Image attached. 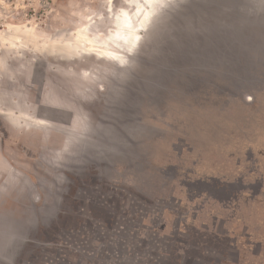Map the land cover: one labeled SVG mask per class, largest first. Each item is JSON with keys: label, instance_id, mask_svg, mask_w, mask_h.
Here are the masks:
<instances>
[{"label": "rangeland", "instance_id": "1", "mask_svg": "<svg viewBox=\"0 0 264 264\" xmlns=\"http://www.w3.org/2000/svg\"><path fill=\"white\" fill-rule=\"evenodd\" d=\"M177 1L0 0V264H264V55L119 109Z\"/></svg>", "mask_w": 264, "mask_h": 264}, {"label": "water", "instance_id": "2", "mask_svg": "<svg viewBox=\"0 0 264 264\" xmlns=\"http://www.w3.org/2000/svg\"><path fill=\"white\" fill-rule=\"evenodd\" d=\"M226 1L231 2L178 0L150 19L121 67L124 82L116 98L122 115L136 116L144 101L158 100L178 83L176 70L182 65H220L239 74L248 68L250 54L264 55V0ZM139 53H148L150 60L141 63Z\"/></svg>", "mask_w": 264, "mask_h": 264}, {"label": "bare ground", "instance_id": "3", "mask_svg": "<svg viewBox=\"0 0 264 264\" xmlns=\"http://www.w3.org/2000/svg\"><path fill=\"white\" fill-rule=\"evenodd\" d=\"M81 30L78 32L79 35H81ZM89 50L90 51H95V52H98V53H101V55H104V56H112L111 54H109V52L107 51L106 48H102V49H97L94 44L92 43L91 40H89ZM115 56V55H114Z\"/></svg>", "mask_w": 264, "mask_h": 264}, {"label": "snow or ice", "instance_id": "4", "mask_svg": "<svg viewBox=\"0 0 264 264\" xmlns=\"http://www.w3.org/2000/svg\"><path fill=\"white\" fill-rule=\"evenodd\" d=\"M146 2H147V0H146Z\"/></svg>", "mask_w": 264, "mask_h": 264}]
</instances>
